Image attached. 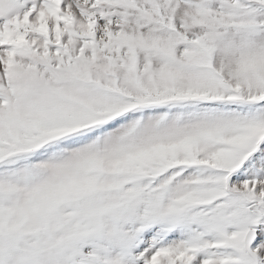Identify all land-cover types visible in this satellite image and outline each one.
I'll return each mask as SVG.
<instances>
[{
  "label": "snow or ice",
  "instance_id": "6c2138e0",
  "mask_svg": "<svg viewBox=\"0 0 264 264\" xmlns=\"http://www.w3.org/2000/svg\"><path fill=\"white\" fill-rule=\"evenodd\" d=\"M0 264H264V0H0Z\"/></svg>",
  "mask_w": 264,
  "mask_h": 264
}]
</instances>
